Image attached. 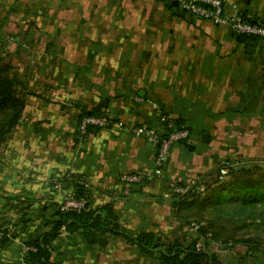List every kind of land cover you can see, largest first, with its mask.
<instances>
[{
  "label": "crops",
  "instance_id": "crops-1",
  "mask_svg": "<svg viewBox=\"0 0 264 264\" xmlns=\"http://www.w3.org/2000/svg\"><path fill=\"white\" fill-rule=\"evenodd\" d=\"M5 1L52 19L36 29L51 43L34 44L55 51L61 66L20 77L25 108L0 155V224L18 225L0 240V264H26L24 245L50 230L63 199L52 183L68 172L85 177L93 206L111 204L133 235L153 234L164 245L186 236L193 224L175 216L168 182L207 181L230 147L264 130V41L239 42L227 27L196 19L172 0ZM221 1L264 21V0ZM97 107L118 126L80 133L79 116ZM163 119L182 120L189 137L172 146L156 173V147L132 129L163 135ZM124 175L138 176L129 195ZM24 192L36 202L20 211L10 196ZM217 256L221 264H264V252L240 244ZM49 262L158 264L122 237L98 236L89 246L65 230L50 245Z\"/></svg>",
  "mask_w": 264,
  "mask_h": 264
},
{
  "label": "trees",
  "instance_id": "trees-1",
  "mask_svg": "<svg viewBox=\"0 0 264 264\" xmlns=\"http://www.w3.org/2000/svg\"><path fill=\"white\" fill-rule=\"evenodd\" d=\"M239 42L259 40L241 35H233ZM28 88L18 73L16 67H4L0 59V152L5 147L14 129L17 127L25 108ZM101 108L97 107L86 114L79 116V121L84 116H100ZM177 129L185 128L182 120L170 121ZM187 129V128H185ZM189 132V129H187ZM169 132V131H168ZM168 132L162 135L165 138ZM184 143V142H183ZM225 171V174L222 172ZM216 177L212 180L214 187L207 191V195L199 198L198 187L209 188L210 183H200V180L182 196H172V208L175 216L184 223L197 225L195 238H202L204 250L196 251L193 239L184 236L179 241L162 244L161 240L153 234L133 235L117 223L113 214L112 205L106 203L102 206H93L89 198L88 190L75 183L82 175L64 173L56 181L62 183V188L70 189L77 200L84 202L81 210L62 212L59 207L55 213V220L51 221L48 232L41 234L35 240L26 243L24 247L34 251L27 252L26 264H51L49 262V247L58 237L61 230L82 234L89 246L97 243L98 236H119L128 243L135 245L145 255L152 256L158 264H221L218 254L209 250L210 241L205 236L211 235V241L224 245L234 246L232 238L223 237L218 229L217 220L206 217L207 209H221L229 206L231 214H264V163L240 159L235 162L225 161L212 174ZM224 178H227L224 180ZM211 179V178H210ZM55 182V181H54ZM52 183V186L54 184ZM210 195V197H208ZM16 202L17 209L24 211L32 206L36 200L27 193L18 196H10ZM223 213V212H218ZM18 224L1 223V242L8 241L14 236ZM9 236V237H8ZM240 242V241H237ZM102 245H105V243ZM230 248V250H231Z\"/></svg>",
  "mask_w": 264,
  "mask_h": 264
},
{
  "label": "rangeland",
  "instance_id": "rangeland-1",
  "mask_svg": "<svg viewBox=\"0 0 264 264\" xmlns=\"http://www.w3.org/2000/svg\"><path fill=\"white\" fill-rule=\"evenodd\" d=\"M9 5L7 1L0 0L1 65L18 68L19 77L34 76L33 72L41 73L42 70L52 71L56 69L54 72L56 73L61 64L58 65V60L55 59V51L44 50L34 44L36 41L51 43V39L45 40L46 36H37L36 29L44 25H52L49 22L52 19L40 18L37 13L22 14L20 6L17 7L15 3ZM250 133L252 137L248 143L228 149V154L226 155L228 159L222 160L220 166L225 164L227 160L232 163L240 159L264 163V130L251 131ZM6 143H8V140ZM4 148L1 150L0 155L3 154ZM222 174H225V171ZM215 177V173L212 174L211 172L207 181L200 182L210 183L211 185L209 188L203 186L197 188L199 198L207 195V191L214 187L212 180ZM219 211L223 213L219 214ZM230 212L232 213V210L229 206L222 207L220 210L209 208L207 209L206 217L216 219L218 221V229L223 233V237L232 238L233 244L244 245L250 251L256 253L264 252V214H259L260 211H256L254 214L234 215ZM4 214L3 212L2 215Z\"/></svg>",
  "mask_w": 264,
  "mask_h": 264
},
{
  "label": "built area",
  "instance_id": "built-area-1",
  "mask_svg": "<svg viewBox=\"0 0 264 264\" xmlns=\"http://www.w3.org/2000/svg\"><path fill=\"white\" fill-rule=\"evenodd\" d=\"M178 8L193 16L196 19L204 20L217 27H227L233 35H241L249 38H257L264 41V21L254 19L250 15L243 13L237 4H228L227 7L221 0H177ZM139 100V99H137ZM166 123L165 132L168 135L162 138L157 132L147 128L135 127L132 132L142 135L145 140L156 147L154 165L156 173L163 169L169 160L170 151L174 144L184 142L189 137V132L185 128L177 130L170 121L163 119ZM118 122L111 117L100 116H84L78 125L79 132L85 134L90 129H106L110 127H117ZM137 175H124L121 181L125 185L124 194L129 195V186L137 182ZM77 185L85 190L89 189V184L85 177H81L75 181ZM195 180L187 181L186 183H179L177 181L168 182V189L172 196H182L186 194L189 189L196 185ZM53 188L62 193L63 199L59 206L62 212L79 211L84 205L82 200H77L73 196L70 189L62 188V183L55 181ZM198 230L197 225H192L186 237L193 239L194 248L196 251L204 250L202 238H195ZM0 233V237H1ZM205 238L210 241L209 250L215 254H226L230 252L231 244L224 245L220 242L211 241V235L206 234ZM34 251L32 248L24 247L22 249V257L25 262L27 252Z\"/></svg>",
  "mask_w": 264,
  "mask_h": 264
},
{
  "label": "water",
  "instance_id": "water-1",
  "mask_svg": "<svg viewBox=\"0 0 264 264\" xmlns=\"http://www.w3.org/2000/svg\"><path fill=\"white\" fill-rule=\"evenodd\" d=\"M177 4H178L177 0H172V1H171V5H172L173 7H176ZM101 104H102V103H101ZM103 106H105L104 103H103ZM201 141H202L203 143H207V142H208V135H207V134H202V135H201ZM187 148H188V150H191L192 145H188Z\"/></svg>",
  "mask_w": 264,
  "mask_h": 264
}]
</instances>
